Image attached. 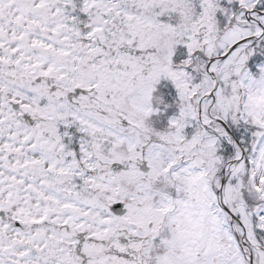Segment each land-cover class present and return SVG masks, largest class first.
I'll return each mask as SVG.
<instances>
[{
	"label": "snow or ice",
	"instance_id": "obj_1",
	"mask_svg": "<svg viewBox=\"0 0 264 264\" xmlns=\"http://www.w3.org/2000/svg\"><path fill=\"white\" fill-rule=\"evenodd\" d=\"M0 264H264V0H0Z\"/></svg>",
	"mask_w": 264,
	"mask_h": 264
}]
</instances>
